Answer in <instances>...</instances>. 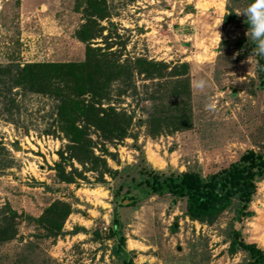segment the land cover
<instances>
[{
    "label": "rangeland",
    "instance_id": "obj_1",
    "mask_svg": "<svg viewBox=\"0 0 264 264\" xmlns=\"http://www.w3.org/2000/svg\"><path fill=\"white\" fill-rule=\"evenodd\" d=\"M99 2L104 16L96 12L88 19L85 0H0V64L80 61L88 45L119 63L136 57L169 66L184 63L192 125L149 135L145 122L137 120L147 117L154 103L148 94L158 79L133 72L135 88L118 95L123 82L114 81L111 99L102 106L130 113L136 138L108 142L88 126L93 154L106 158L110 172L101 182L99 170L73 159L85 178L65 183L54 176L58 151L66 150L68 139L59 129L53 85L43 91L15 88L18 106L9 110L0 96V144L11 160L0 168V205L8 202L21 214L17 235L0 244V264H250L246 250L230 254L227 247L234 225L240 239L264 250V175L247 202L250 214L234 220L240 201L232 197L207 223L184 215L183 201L165 186L156 190L148 171L165 177L190 169L207 178L246 149L264 153V77L246 35V17L237 15L252 0ZM84 22L98 31L97 37H77ZM200 78L209 84L203 91L193 86ZM66 169H71L68 163ZM114 170L119 173L112 176ZM54 199L71 205L63 234L35 236L39 231L24 216H38ZM75 226L84 229L70 233Z\"/></svg>",
    "mask_w": 264,
    "mask_h": 264
},
{
    "label": "trees",
    "instance_id": "obj_2",
    "mask_svg": "<svg viewBox=\"0 0 264 264\" xmlns=\"http://www.w3.org/2000/svg\"><path fill=\"white\" fill-rule=\"evenodd\" d=\"M100 0H85V10L88 19L92 15L103 17L98 11ZM227 18V16H226ZM98 31L84 22L77 37L88 40L97 37ZM85 56L80 61H32L20 64H0V96L6 100V109L17 108L15 88L23 91H43L52 86V94L58 103L56 105L59 129L68 139L66 150L58 151L59 160L54 163L55 179L60 182L73 183L77 179H84V175L72 164L73 159L81 164L90 163L92 170H99L98 179L104 181V174L110 172L106 158L93 154L91 139L86 135L87 127H93L101 133L104 140L114 142L125 137L136 138L131 134L130 125L132 115L122 108L112 105L102 106V101H110L112 83L122 81L118 95L125 94L132 84V74H143L145 79H158L152 82L155 89L148 94L154 100L147 111L145 120L138 119L139 124L145 122L147 133L151 136L173 130H185L192 125L190 110V91L188 67L167 65L164 62L153 61L145 57L126 59L119 63L118 58L108 55L92 46H87ZM259 75L264 77V59L257 56ZM162 79V80H161ZM90 94V97H86ZM161 98V99H158ZM166 98V102L163 99ZM171 98V99H170ZM160 100V102H156ZM83 121V125L77 121ZM106 154L115 158V154L103 148ZM5 147L0 144V168L9 166L10 158ZM66 163L71 167L66 169ZM100 167V169H98ZM112 176L119 173L112 171ZM151 184L160 189L165 186L173 192L174 197L183 201L182 213L191 219L211 223L216 216L230 203L232 197L240 201L239 213L234 220H240L243 214H250L245 209L247 202L257 193L261 177L264 175V153L246 149L234 162L220 171L211 173L203 178L196 170L187 169L169 176H158L157 170H149ZM120 187H118L119 189ZM117 198L116 192L113 194ZM174 203V199H172ZM71 205L62 199H54L46 205L38 216L26 214L23 219L32 221L39 231L35 236L57 238L63 234V223L71 213ZM19 214L11 208L8 202L0 205V244L17 235ZM234 224V221H232ZM177 222H174L175 229ZM84 229L75 226L70 233L75 234ZM233 235L230 237L227 251L234 253L242 248L247 251L250 264H264V250L254 242L240 239V231L231 226ZM122 239V243L124 239ZM117 250L114 249V252ZM134 264V263H130Z\"/></svg>",
    "mask_w": 264,
    "mask_h": 264
},
{
    "label": "clouds",
    "instance_id": "obj_3",
    "mask_svg": "<svg viewBox=\"0 0 264 264\" xmlns=\"http://www.w3.org/2000/svg\"><path fill=\"white\" fill-rule=\"evenodd\" d=\"M241 14L246 17L245 22L249 25L246 35L249 43L253 45V54L264 57V0H252L242 12H237V15ZM193 86L196 90L203 91L209 84L207 80L200 78L193 81Z\"/></svg>",
    "mask_w": 264,
    "mask_h": 264
}]
</instances>
